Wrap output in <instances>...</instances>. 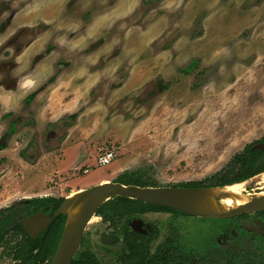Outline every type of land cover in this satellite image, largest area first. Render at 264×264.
Here are the masks:
<instances>
[{"label": "rangeland", "instance_id": "rangeland-1", "mask_svg": "<svg viewBox=\"0 0 264 264\" xmlns=\"http://www.w3.org/2000/svg\"><path fill=\"white\" fill-rule=\"evenodd\" d=\"M157 1L143 0L128 20L139 23L147 5L153 15L159 12ZM23 3L0 0V25ZM164 7L160 13L168 14L170 27L161 37L145 53L119 56V69L82 88L59 119L49 121V98L37 96L43 87L15 110L0 104V208L40 187L49 190L41 195L67 196L101 180L127 181L119 177L125 170L142 171L154 186L202 180L264 137V0H174ZM124 45L128 52L139 42ZM130 67L145 72L139 89L116 85L126 81ZM73 113L68 125L63 119ZM107 149L115 150V158L98 164ZM230 220L185 217L188 243L203 248ZM107 230L100 216L93 217L85 247L103 264H119L121 245L100 242Z\"/></svg>", "mask_w": 264, "mask_h": 264}, {"label": "crops", "instance_id": "crops-1", "mask_svg": "<svg viewBox=\"0 0 264 264\" xmlns=\"http://www.w3.org/2000/svg\"><path fill=\"white\" fill-rule=\"evenodd\" d=\"M145 1L147 4L150 0ZM173 1L158 0L154 8L159 5L158 10H166L168 8L164 5ZM142 2L143 0H24L23 5L16 7L11 14V23L0 32V62L10 58L15 63L7 71L0 72V78L3 76L9 80H0L1 106L15 110L14 106L18 102H25L24 99L32 91L43 87L42 94L38 91L37 96L40 94V98H49L46 109L54 115L52 118L48 117L49 121L59 119L69 112L73 109V104L77 103L76 93L82 88L94 87L102 78L109 77L119 69V56L145 53L149 43L159 39L170 27L168 14L166 16V13L156 11L153 15V8L148 5L142 12L144 16H140V22L131 23L128 17L142 7ZM53 6V13L43 12L45 8ZM149 12L153 16H149ZM122 22L123 27H120ZM37 26L42 28L31 36V28ZM133 41L137 44L139 42V47L126 52L124 42ZM49 46L50 49L46 52ZM41 53H44L43 57L35 61V57ZM130 68L126 81L124 79L121 84L116 85L139 89L145 83L142 80L146 78L145 72L140 67L135 72ZM74 87L76 90H73ZM60 88L66 89L62 92ZM48 91L55 92L48 97L51 93ZM71 93H75L74 98L63 99ZM53 97L58 100H52ZM120 171L122 170L117 169L116 173ZM32 178L36 182L37 176ZM44 191L49 190L40 187L39 191L35 190L31 195H40Z\"/></svg>", "mask_w": 264, "mask_h": 264}, {"label": "flooded vegetation", "instance_id": "flooded-vegetation-1", "mask_svg": "<svg viewBox=\"0 0 264 264\" xmlns=\"http://www.w3.org/2000/svg\"><path fill=\"white\" fill-rule=\"evenodd\" d=\"M11 17L10 15L0 25V32L4 31L11 23ZM41 28L42 26L31 28V36L36 35ZM13 38L14 36L11 38V42ZM49 49L50 46L47 48L46 52ZM43 55L44 53L37 55L35 61L41 59ZM0 63H4V66H0V72L4 70L7 71L15 64L14 61L9 58L7 61ZM1 81H3V79ZM206 178L207 177L202 180H187L186 182L173 184V186H199L198 184L191 185V183H200V181L203 182ZM204 184L203 186H206V183ZM257 188L254 187L253 189L251 188V190H258ZM46 196L54 195H25L17 198V201L15 200L13 204L0 208V229L2 230L3 225V229L7 231L4 237H0V261L4 262L3 259H5V261H9L5 264H23V258L17 253L19 242L23 240L24 236L21 233H16L18 229L17 223L20 221L22 228L25 230L23 221L40 210L53 215L54 213L52 214L49 210L44 209V207L31 211L32 199ZM26 205L29 206L27 209L25 207ZM97 216H100L101 222L107 223L109 227V230L100 234V242L107 246L121 245L115 256L119 264H187V256L190 254H193L194 260L206 254H215L214 256H218V253H221L226 249L224 247H228L232 242L238 245L239 250L243 249L244 246H249V251H251V253H258L255 257L256 259L260 258V260H264V209L226 217L231 218V220L226 225L216 228L212 239L201 249L188 243L187 228L186 224L183 222L185 217L223 218L196 216L168 206H165V208L158 207L144 210L131 216L127 222L122 221L114 223L110 220H105L104 216L98 212L94 218ZM56 218L57 217H55L36 237H32L30 233L25 231L30 238L32 237L35 239L45 232ZM136 221L141 222L137 223ZM87 227L82 237L81 246L74 256L72 264H74V259L77 254L85 249L92 254L95 264H103L92 249L85 247L87 243ZM52 258L53 256L47 259L46 263L50 264Z\"/></svg>", "mask_w": 264, "mask_h": 264}, {"label": "trees", "instance_id": "trees-1", "mask_svg": "<svg viewBox=\"0 0 264 264\" xmlns=\"http://www.w3.org/2000/svg\"><path fill=\"white\" fill-rule=\"evenodd\" d=\"M192 63L193 62L184 68L187 72L192 70ZM76 117L77 113H73L63 120L69 119L70 121H68L67 124L70 125L74 122ZM259 141H264V137L248 143L241 151L236 152L230 162L220 171L207 177L203 182L191 183V185L198 184L199 186H203L205 185L204 183H206V186L224 185L242 181L264 171V149L252 148L253 144ZM119 177L127 178V181H114H119L125 184L156 185L153 184V182L151 183V181L148 180V177L144 176L143 172L140 170H125L119 174ZM63 200L64 197H35L31 201V211L44 207V209L49 210V212L53 214ZM25 207L27 209L29 206L26 205ZM158 207L165 208V206L159 204L124 196H115L104 202L97 212L102 214L105 220L119 223L122 221L127 222L131 216L144 210ZM65 220L66 215H58L49 228L35 239L32 237L30 238L27 235L26 231L22 228L20 221L17 223L18 229L16 230V233H21L24 236L23 240L19 242L17 253L23 258V264H48L46 263V260L50 259L55 253ZM6 232L7 231L3 229L2 225V230L0 229V237H4ZM224 248L226 249L221 253H218V256H214L215 254H206L201 255L197 260H194L193 254H190L187 256V264H264V260L255 258L258 255L257 252L251 253V251H249V246H244L243 249L239 250L238 245L232 242V244ZM80 263L95 264L94 258L88 250H81L75 257L74 264Z\"/></svg>", "mask_w": 264, "mask_h": 264}, {"label": "water", "instance_id": "water-1", "mask_svg": "<svg viewBox=\"0 0 264 264\" xmlns=\"http://www.w3.org/2000/svg\"><path fill=\"white\" fill-rule=\"evenodd\" d=\"M252 148L264 149V141L256 142ZM234 183L236 182L213 186H154L125 184L106 179L65 196L53 215L45 213L43 210L31 215L23 221V226L32 237H36L55 217L60 214L66 215L63 231L50 264H72L73 258L81 246L88 223L96 215L99 207L109 199L115 196H124L176 208L201 217L226 218L264 209V196H259L230 210H213L208 200L210 191ZM251 188L254 187L247 188L250 193L260 192V190L252 191ZM216 201H220V197H216ZM136 222L140 223L141 221Z\"/></svg>", "mask_w": 264, "mask_h": 264}, {"label": "bare ground", "instance_id": "bare-ground-1", "mask_svg": "<svg viewBox=\"0 0 264 264\" xmlns=\"http://www.w3.org/2000/svg\"><path fill=\"white\" fill-rule=\"evenodd\" d=\"M252 186L258 187L260 192L250 193L247 188ZM208 195L210 207L215 211L230 210L242 206L254 198L264 196V171L248 180L215 188ZM216 197H220V201H216Z\"/></svg>", "mask_w": 264, "mask_h": 264}, {"label": "built area", "instance_id": "built-area-1", "mask_svg": "<svg viewBox=\"0 0 264 264\" xmlns=\"http://www.w3.org/2000/svg\"><path fill=\"white\" fill-rule=\"evenodd\" d=\"M116 152L114 149H107L99 154L98 156V164L105 165L110 163L116 156Z\"/></svg>", "mask_w": 264, "mask_h": 264}]
</instances>
